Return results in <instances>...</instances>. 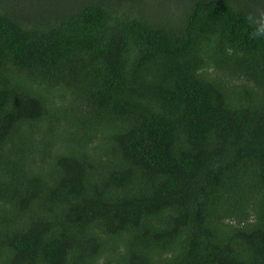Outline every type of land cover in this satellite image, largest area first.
Returning a JSON list of instances; mask_svg holds the SVG:
<instances>
[{
	"label": "trees",
	"instance_id": "obj_1",
	"mask_svg": "<svg viewBox=\"0 0 264 264\" xmlns=\"http://www.w3.org/2000/svg\"><path fill=\"white\" fill-rule=\"evenodd\" d=\"M264 0H0V264H264Z\"/></svg>",
	"mask_w": 264,
	"mask_h": 264
},
{
	"label": "clouds",
	"instance_id": "obj_2",
	"mask_svg": "<svg viewBox=\"0 0 264 264\" xmlns=\"http://www.w3.org/2000/svg\"><path fill=\"white\" fill-rule=\"evenodd\" d=\"M248 22L253 30L249 32L250 39H264V16H254L249 14Z\"/></svg>",
	"mask_w": 264,
	"mask_h": 264
}]
</instances>
